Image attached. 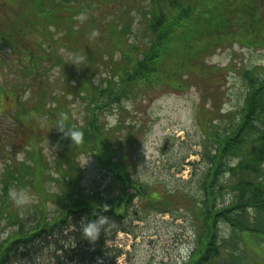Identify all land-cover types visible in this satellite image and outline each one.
I'll return each mask as SVG.
<instances>
[{
	"label": "trees",
	"instance_id": "obj_1",
	"mask_svg": "<svg viewBox=\"0 0 264 264\" xmlns=\"http://www.w3.org/2000/svg\"><path fill=\"white\" fill-rule=\"evenodd\" d=\"M96 1L99 4L102 0ZM115 1V8L105 6L100 23L89 18L88 24H80L76 18L90 0H24L16 18L8 15L14 8L13 0L0 3V10L6 12L5 17L0 14V47H9L14 61L22 62L14 66L19 73L18 83L35 97L31 110L27 111L26 102H20L21 111L12 118L20 134L19 145L35 149L43 135L37 137L36 144V136L26 135L32 129L25 123L30 117L41 123L46 119L52 125L49 138L61 145L59 157L66 164V170H57L58 179L47 176L42 181L45 170L39 169V154L31 158L35 168L15 166L16 163L6 167L0 190V220L8 221L11 232L0 239V264H91L95 260L96 264H105V245L113 247L116 236L126 232L124 223L135 201H141L144 209L152 207L156 213L173 210L176 202L168 203L167 195L166 201L154 198L146 184L135 177L138 166L134 151L145 132L138 130L134 136L131 123L126 125L129 111L124 104L160 89L183 93L189 90V79L193 78L219 83L220 68L208 66L203 57L233 41L264 48V16L258 18L259 2L263 0ZM121 6L126 11L121 15L138 11L142 16V26L149 36L148 49L130 42L131 19L122 24L106 19L108 13L121 11ZM104 30L108 42L111 40L112 52L119 51L121 60L113 58L110 66L105 65V86L95 84V74L78 79L71 69L63 73L67 90L62 88L60 93L47 79L35 83L39 73H47L42 64L51 63L54 55L57 61L58 45L69 38H79L77 42L88 48L84 54L93 71L96 63L104 67L98 63L103 53L83 46L87 38L101 35ZM54 32L62 36L54 39ZM35 35L38 38L32 47L29 36ZM31 59L34 61L28 62ZM240 79L244 95L234 117L227 115L224 122L219 113V118L207 115L201 129L206 169L199 183L201 196L187 193L191 200L189 213L196 226L195 246L184 264H264V76L253 68L243 70ZM69 90L85 104L84 124L78 125L67 109ZM106 108L115 111L120 123L108 126L104 119ZM62 117L65 131L70 125L82 131L79 144L59 130ZM124 129L130 134L126 140L121 135ZM6 142L12 140L6 138ZM80 155L96 157L101 169L110 174L106 194L85 190L76 164ZM14 182L21 188L28 185L39 196L40 204L33 216L23 217L15 210L8 197ZM50 182L58 184L60 193L45 189ZM101 217L103 224L99 223ZM89 222L98 223L99 234L94 241L82 232L83 225ZM223 225L229 229L228 236L221 234L228 231ZM251 245L257 247V255L249 250Z\"/></svg>",
	"mask_w": 264,
	"mask_h": 264
},
{
	"label": "rangeland",
	"instance_id": "obj_2",
	"mask_svg": "<svg viewBox=\"0 0 264 264\" xmlns=\"http://www.w3.org/2000/svg\"><path fill=\"white\" fill-rule=\"evenodd\" d=\"M2 1L0 0V3ZM115 3H117L115 0L109 2L102 0L98 4L96 0H90L84 5L83 12L78 15L76 21L80 24H88V19L93 18L100 23L99 19L106 10L105 6L113 5L115 8ZM259 3L261 8L258 18L264 16V0ZM11 4L14 8L8 12V15L16 18L20 13V8L24 5V0H13ZM0 11V14L5 17V10ZM124 12H126L125 8L121 6V11L116 9L112 13H108L106 19L113 20L112 22L116 24H122L121 22L125 19L128 21L131 19L130 42L136 43L142 47L140 48L142 50L148 49L149 36L142 26V16L138 11L132 12L131 15L129 13L121 15ZM51 28L53 29V27ZM54 34L56 35L54 39L62 36V33L59 32H54ZM100 34L87 38L83 46L89 45L90 49L103 53L99 57L98 63H103L104 67L101 65L99 67L96 63L97 71H93L87 62L86 54H84L88 48L82 47L77 42L79 38L76 40L69 38L58 45L59 59L57 61H55L54 55L51 63L42 64L44 72L47 71V73L45 76L39 73V79L35 83L47 79L49 83H53L55 92L60 93L62 88L67 90L64 86L67 78L63 73L71 69L76 74L75 78L79 79L84 74L91 75L93 73L95 74V84L105 86L106 79L104 78H106L108 70L105 69L107 67L105 65L110 66L113 58L118 62L121 60H119V51L112 52L111 40L109 39L108 42L105 30L100 31ZM29 38L32 47H35L34 43L38 36L35 35L32 38L29 36ZM40 40H42L41 37ZM32 57L34 58V56ZM203 58L208 66L220 68L219 73H222V76L219 83H213L209 79L203 82L193 78L189 79V83H191L189 90L183 93L160 89L142 95L136 102L128 101L124 104L129 111L126 125L131 123L130 129L134 128V136L138 130L145 132L139 141V146L134 151L138 166L135 177L141 183L146 184L149 194L154 198L166 201L168 200L165 198L167 195L168 203L173 201L177 206L172 207L174 209L167 214H159L152 207L144 209L141 201H135L130 209V215L124 223L126 232L116 236L117 239L113 247L105 245V251L102 254L105 264H184L192 253L191 250L195 246L196 222L193 215L189 213L191 200L187 193L197 197L201 196L199 183L203 171L206 169L203 157L205 140L201 133L205 118L210 114L213 118L219 113L220 118L218 116L217 118L227 122V115L234 117L243 101L244 88L240 79L243 70L257 68L260 75L264 76V48L244 46L238 41H233V44L220 47L213 55L209 54ZM14 59L9 47H0V190L6 167L16 163L15 166L25 165L35 168L33 160H31L34 154H39V169L45 170V175L40 178L41 181L47 176L58 179L57 170L60 167L66 170L65 162H62L59 157L61 145L49 138L52 125L46 119L43 118L45 123H41L36 117H30L31 119L29 118L25 123L32 129V131L26 132V135L36 136L35 143L40 142L38 146L34 147L35 149L29 148L26 144L19 145L20 134L16 131L17 128H14L16 124L12 118L21 111L20 102H26V105L29 106L26 107L27 111L31 110L30 108L35 103V97L31 90L27 91L23 85L18 83L19 73L15 72L18 69H15L14 66L22 62L17 59L15 62ZM32 61L34 59L28 62ZM58 61L59 63H57ZM183 78L186 79V77ZM67 94L69 101L67 109H69L70 115L78 121V125L84 124L85 104L79 97L74 96L71 90ZM54 106L56 105H52V107ZM121 108L127 111L123 104ZM104 112V119L109 127L120 123L121 119H118L115 111L106 108ZM22 113L24 112L22 111ZM109 118H113L115 122L112 123ZM123 131L121 135L126 140L130 134L126 133V129ZM40 135L43 136L39 137ZM37 137L40 140L37 141ZM6 138H10L12 143L6 142ZM78 162L76 164L82 172L81 182L85 190L90 192L97 190L102 195L106 194L111 177L101 169L96 157L80 155ZM29 178L27 176L26 180ZM14 185V188L21 189L18 183L14 182ZM22 189L27 192L29 201L23 207L14 205V208L21 212L23 217L33 216L37 211V205L40 204L39 196L28 185ZM45 189L49 192L60 193L56 182L45 185ZM147 203L150 202L147 201ZM54 211L52 208L50 212ZM223 228L228 229L224 225ZM10 232L8 221L0 220V239L5 238ZM221 234L228 236L229 229L227 233L223 230ZM250 249H253L252 254L257 255L256 246L251 245ZM63 255L64 253L58 256ZM255 260L257 261L256 258ZM95 261L91 264H96Z\"/></svg>",
	"mask_w": 264,
	"mask_h": 264
},
{
	"label": "clouds",
	"instance_id": "obj_3",
	"mask_svg": "<svg viewBox=\"0 0 264 264\" xmlns=\"http://www.w3.org/2000/svg\"><path fill=\"white\" fill-rule=\"evenodd\" d=\"M112 123L115 122L113 118H109ZM66 124L64 123L63 117L60 121L59 130L64 133L65 136L70 137L73 143L79 144L82 140L83 133L74 125H70L67 131H65ZM8 197L17 207H23L29 201V196L24 189L10 188L8 190ZM100 224L104 223V218L101 217L99 220ZM85 238L95 240L99 234V227L97 222H89L83 225L82 229Z\"/></svg>",
	"mask_w": 264,
	"mask_h": 264
}]
</instances>
